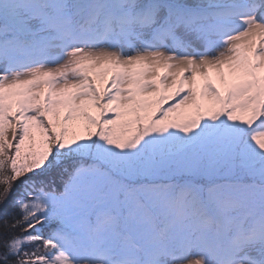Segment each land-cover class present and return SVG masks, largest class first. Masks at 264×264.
Here are the masks:
<instances>
[{"label":"snow or ice","instance_id":"snow-or-ice-1","mask_svg":"<svg viewBox=\"0 0 264 264\" xmlns=\"http://www.w3.org/2000/svg\"><path fill=\"white\" fill-rule=\"evenodd\" d=\"M0 264H264V0H0Z\"/></svg>","mask_w":264,"mask_h":264}]
</instances>
